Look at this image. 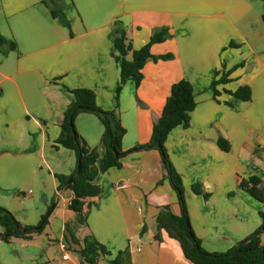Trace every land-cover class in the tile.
Masks as SVG:
<instances>
[{
  "label": "crops",
  "instance_id": "1",
  "mask_svg": "<svg viewBox=\"0 0 264 264\" xmlns=\"http://www.w3.org/2000/svg\"><path fill=\"white\" fill-rule=\"evenodd\" d=\"M42 1L0 0V34L15 43L12 50L0 49V207L22 226H37L50 210L42 233L0 240V264H81L65 230L75 220L68 207L72 194L59 189L56 178L71 175L77 165L74 152L55 142L73 100L66 89H91L101 109L115 111L126 152L149 141L172 84L189 81L196 102L189 126L173 129L164 147L182 180L190 227L202 248L215 253L260 228L264 205L239 184L254 175L264 187V0H62L70 27L52 18ZM217 1L227 4L217 7ZM188 7L194 12L185 13ZM115 20L132 49L167 27L171 37L150 52L174 56L148 60L139 86L126 82L117 100ZM215 71L216 79L226 80L214 99ZM244 86L248 101L231 95ZM74 127L96 148L99 168L101 121L80 113ZM218 138L229 143L228 151L218 147ZM196 183L207 199L192 191ZM94 184L100 193L84 200L85 234L76 227L78 240L92 234L110 252L107 259L127 248L132 264H191L178 242L157 229L161 207L180 215L158 150L121 155L119 167L98 173ZM49 234L55 235L51 246Z\"/></svg>",
  "mask_w": 264,
  "mask_h": 264
},
{
  "label": "trees",
  "instance_id": "2",
  "mask_svg": "<svg viewBox=\"0 0 264 264\" xmlns=\"http://www.w3.org/2000/svg\"><path fill=\"white\" fill-rule=\"evenodd\" d=\"M42 2L49 9L52 18H58L62 25L70 27L63 12L62 0H43ZM262 21L264 22V14ZM113 24V50L119 68V81L116 87L117 100L121 87L126 82L131 81L135 87L139 86L143 78L142 69L148 60L154 62L168 61L172 60L174 56L171 53L154 56L150 52L152 45L162 43L171 37L167 27L155 29L146 44L139 49H132L121 21L115 20ZM14 48V41L8 40L0 34V49L6 51ZM217 75L218 71H215L210 82L214 99L219 93L216 86L226 80L224 75L216 79ZM66 90L73 95V100L64 112L60 133L55 142L56 147L60 146L73 151L76 164L79 159L81 166L79 171L75 169L69 176L56 175V178L59 182L58 188L63 187L72 194L68 207L75 214V220L74 223L66 225L65 230L70 238L69 243L76 248V252L80 255L81 264H132L127 248L118 251L113 258L107 259L111 256L110 252L92 234L85 235L81 240H78L74 235V229L85 224V218L82 215L84 200L100 193L99 187L94 184V179L98 173L105 172L112 167H119L121 155L146 149L159 151L166 171V180L174 191L180 207L179 216L172 215L167 206L161 207L156 215L157 229L158 231L163 230L168 237L178 242L182 255L187 261L191 264H264V244L259 239L261 228L225 252L215 253L207 252L202 248L200 241L190 227L182 180L170 162L164 147V143L173 129L189 126L190 113L196 106L193 87L189 81L180 79L172 84L161 114L152 126L149 141L126 152H122L121 149V140L125 129L115 111L101 109L97 105L96 95L91 89ZM231 95L237 99L248 101L250 89L245 86L239 87ZM80 113L94 114L103 125L101 142L104 147V158L99 168L96 166L98 159L96 148L88 147L75 130L74 118ZM216 143L221 150H229V143L226 140L218 138ZM70 177L72 178L71 182L66 184ZM239 187L254 200L264 205V187L258 177L252 175L243 179ZM191 189L195 194L203 196L204 199L209 197L207 193L203 192L200 184H193ZM259 215L262 219V225H264V213L260 212ZM44 217L46 216H43L42 219ZM46 224L47 217L38 229L36 227L39 224L37 226H22L7 209L0 207V240L4 243H9L12 239L28 240L31 236L42 233Z\"/></svg>",
  "mask_w": 264,
  "mask_h": 264
},
{
  "label": "rangeland",
  "instance_id": "3",
  "mask_svg": "<svg viewBox=\"0 0 264 264\" xmlns=\"http://www.w3.org/2000/svg\"><path fill=\"white\" fill-rule=\"evenodd\" d=\"M220 1H217V2H214V5L216 6V5H218L217 7H219V6H222V3H224V4H227V3H225V2H221L220 4ZM225 7V6H224ZM184 10V12L186 13V12H189V13H192V12H194V10L195 9H190V7H188V9L187 8H185V9H183ZM261 233L259 234V239H260V242L262 243V244H264V231H263V229H264V225H261ZM85 227L83 226H81V229H80V231H79V233H78V235L79 236H83L85 233ZM42 236L43 237H46L45 236V234H42ZM48 238H50L51 240H53V242H47V239L45 240V242H46V244H49L50 246L51 245H53V243H54V239H55V235H53V234H49L48 235ZM13 240V239H12ZM11 240V241H12Z\"/></svg>",
  "mask_w": 264,
  "mask_h": 264
},
{
  "label": "water",
  "instance_id": "4",
  "mask_svg": "<svg viewBox=\"0 0 264 264\" xmlns=\"http://www.w3.org/2000/svg\"><path fill=\"white\" fill-rule=\"evenodd\" d=\"M80 166H81V163H80V161H79V159H78V162H77V165H76V169H77V171H79ZM71 180H72V178L70 177V178L67 180V183H66V184L70 183ZM49 212H50V210L47 211V213H46V215H45L46 217L48 216ZM46 217H44V218L41 220V222H40L39 225L36 227V229H38V228L41 227V225H42L43 222L45 221ZM263 230H264V229H263Z\"/></svg>",
  "mask_w": 264,
  "mask_h": 264
},
{
  "label": "built area",
  "instance_id": "5",
  "mask_svg": "<svg viewBox=\"0 0 264 264\" xmlns=\"http://www.w3.org/2000/svg\"><path fill=\"white\" fill-rule=\"evenodd\" d=\"M66 258H67V256H66V255H64V256H63V259H66Z\"/></svg>",
  "mask_w": 264,
  "mask_h": 264
}]
</instances>
